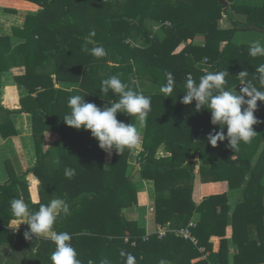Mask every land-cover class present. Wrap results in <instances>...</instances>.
I'll return each instance as SVG.
<instances>
[{"label":"trees","instance_id":"obj_1","mask_svg":"<svg viewBox=\"0 0 264 264\" xmlns=\"http://www.w3.org/2000/svg\"><path fill=\"white\" fill-rule=\"evenodd\" d=\"M26 1L35 3L40 8L36 12L32 11L33 13L25 15L23 27H13L11 36L0 34V87L3 72L22 63L26 72L22 75H15V79L27 89V94L21 97V107L17 112H27L32 116L37 162L29 172L38 178L43 189L39 190V203L32 202L27 191V180L25 176H20L10 185H0V189L5 190L0 193V197L2 196L8 205L11 199H19L24 194L23 200L35 211L38 210L39 204H47L51 199L62 198L61 195L67 194L65 200L69 204L70 211L74 214L76 211H81L77 213V216L82 219L75 217L68 220L67 224H60L62 218H58L53 225V230L73 235L72 244L77 252V259L82 264H87L86 258L81 255L84 248L91 251L92 264H101L105 260L108 264H127L128 255L135 258L134 264H161L162 260L166 264H210L212 259L210 256L206 260L197 262L192 260L200 255L198 247L210 250L211 244L208 239L213 235L218 236L221 243L219 251L214 256L216 263L228 264L226 223L215 218V206L222 203L225 197L210 195L209 198L203 199L200 204L196 205L191 199L194 163H186V160L199 155L204 165L210 163L212 166L210 175H212L210 177L201 175L203 182L228 180L232 184L233 180L236 181L238 178L241 180L244 175H248V179L258 184L260 177L264 174V156L261 160L260 158L257 160L256 166H252L248 156L250 147L244 145L243 142L236 150L227 146V140L218 141L217 145L213 146V150L210 144L205 143V139H203L202 146L198 145V138L202 134H208L213 129L219 130L218 126L210 123V112L207 109L195 110V101L188 105L180 101L185 94L183 91H185V81L189 77L187 75L189 74L198 83L199 78L204 74L197 69L195 64L205 56L208 57L209 62L217 65L224 55H228L229 64L227 66L224 65L221 68L218 64L221 70L229 73L225 77L226 90L240 83L239 72L246 70L248 63L246 59L251 56H248L249 53L245 51V46L233 45L230 38L235 31L250 29L251 25L264 26L263 22L258 21L261 15L264 16V2L261 6H252L237 4L235 0H227L228 5L224 8L218 0H211L212 7L208 3V8H210L208 10L211 11L205 13L202 10L206 7V0ZM72 4L77 7L72 9ZM86 5L93 7L89 14H92L96 23L99 22L101 28L97 26L96 30L95 24L89 28L91 30H86L84 25L86 24L85 12H88L85 11ZM215 8L218 13L213 11ZM249 9L251 13L248 12L245 15ZM3 10L16 12L15 9L8 7ZM222 14L233 22L232 27L227 31L220 29L216 22ZM68 15L72 17L70 25L66 24L65 17ZM183 18H186L187 23L192 26L190 32L187 28L175 30V24L181 23ZM192 19L194 21H190ZM168 20L172 23L171 27L162 25V22ZM148 22H153V24L150 25ZM145 23H148L150 27H144ZM127 26H129L127 30L130 33L125 31ZM163 28H167L166 31L161 30ZM99 29L103 32V36L96 33ZM136 29L141 39L146 42L144 47L133 46L128 41L133 37ZM153 29L156 31L153 32ZM119 30L121 33L125 31V36L119 38L115 36ZM158 30H160L159 33L164 32L163 38L157 39L156 36L159 38V35L155 36ZM198 32L205 35L208 44L203 47L187 48L186 53L191 52V55L183 54L184 51L180 56L170 55L183 37L193 36ZM225 34L227 35L224 37ZM51 36L53 40L44 41L52 39ZM13 37L21 40L18 45L12 43ZM69 37L93 38L95 42L93 44L90 42L92 47L103 46L105 48L106 56L96 58L88 54L89 58L85 59L86 62L103 64V71L99 76H92L90 71L83 67L81 57L78 55L74 57L75 52ZM222 41H226V45L220 51L218 43ZM237 52L241 53L233 58L232 54ZM169 56L172 57L169 58ZM168 74L173 77L175 86L171 96L164 97L161 87L167 83ZM112 75L119 76L135 91L151 97V111L146 120L143 150L138 154L140 159L138 172L141 178L151 179L154 182L155 222L158 225L170 223L176 227L187 226L191 215L195 212L199 213L201 219L191 229L192 234L198 240L197 245L172 233H167L162 237L155 233L145 235L146 230L139 228L135 220L129 219V210H132L136 201V188L131 181V174L127 173L126 156L129 149L126 148L120 154L115 152L111 163L104 169L103 150L98 146V141L91 136L90 130L83 128L77 130L64 122L62 117L69 110L68 105L63 102V98L69 93L66 85L71 84L83 88L84 100L102 107L110 103L100 99L103 94L100 91L101 81ZM54 76L57 77L59 87H55ZM133 81L135 83H132ZM151 81L157 87L152 85ZM147 82H150V88L146 86ZM109 93L114 101L119 98L111 91ZM259 104L255 112L260 110ZM14 112L15 110H8L0 103L1 133H3L4 126L13 128L9 117ZM134 119L135 117H130L125 113H118V120L126 124L133 123ZM50 126L60 130L65 128L64 134L50 147V151L42 152L40 143L43 139V131ZM84 130L85 132L80 134V131ZM11 132L14 133V129ZM162 141L171 155L163 159H155L157 145ZM258 141L260 144L263 136ZM211 150L214 151L213 155H211ZM53 156H58L60 159V164L54 166L57 170L50 169L49 163H52ZM47 161H49L48 164ZM64 162L76 170V174L71 179L66 178L69 182L67 188L53 185L50 181L55 171L64 174L66 167ZM203 169L202 165L200 171L203 172ZM19 182L23 185L21 188H18ZM3 206L4 204L0 202V211ZM259 207L261 206L255 204L251 210L236 209L234 211V214H238L237 217L241 220L240 223L236 222L235 225H231L234 230L231 238L238 248L233 264L264 263V257L261 254L259 257L261 250L258 248L260 247L252 240L242 242L238 232V228L245 230L251 226L259 227L260 220L257 218ZM8 211H10L9 219H14L10 208ZM87 217L98 220V222L104 220L102 226L104 229L100 233L82 234L81 228L84 226L79 225L84 222L90 223ZM109 217L112 218L113 223ZM243 220L247 222V226L241 225L244 223ZM76 227H80L79 231L72 233ZM23 233L24 230L18 233L19 237L15 238L16 243H14L16 252L19 247L23 252L21 264H31L30 258L37 261L36 264H50L49 257L54 250V245L39 237L26 240ZM87 238L88 240H85ZM259 238L262 241L261 247H264V234H260ZM9 241L13 240L1 239L0 243H9ZM100 245L103 246L102 249L97 248Z\"/></svg>","mask_w":264,"mask_h":264},{"label":"crops","instance_id":"obj_2","mask_svg":"<svg viewBox=\"0 0 264 264\" xmlns=\"http://www.w3.org/2000/svg\"><path fill=\"white\" fill-rule=\"evenodd\" d=\"M3 2L7 3V4H2L0 3V10L8 7V8H12L16 10V14H14V18L17 17L18 15V19L16 20H12L10 21V24L12 27H10L8 30H1L0 29V34L4 35V36H11L12 35V30L13 27H20L22 28L24 25V18L25 15L36 12L40 7L38 5H36L35 3L26 1V0H4ZM73 4H75L74 1H72ZM72 4V9H75L77 7V5L73 6ZM81 5H83V3H80ZM234 4V3H231ZM244 4V3H243ZM246 5V4H244ZM252 6H261L262 4L258 5V4H250ZM93 7H89V6H85V17H86V24H84L86 26V30H88L89 28H92L95 24V28L97 30V26H100L99 22L96 23V20L93 18L92 14H89L90 10ZM83 9V7L81 8V10ZM33 11V12H32ZM1 13V12H0ZM223 16L220 17V21H219V28L227 31L229 30L232 25L233 22L229 19H227L226 15L224 16V14H222ZM8 17H12L11 15H8ZM67 19V23L66 24H72V17L70 15H68L67 17H65ZM57 22L58 20L55 19ZM64 21V20H63ZM259 21V19H258ZM55 22V23H57ZM261 22V21H259ZM264 23V19L262 21ZM62 24V23H60ZM68 25V26H69ZM162 25L166 26V27H171L172 23L171 21H165L164 23L162 22ZM185 25V23H183L182 25L179 26V28H183V26ZM259 25H251L249 30H255L258 31L259 34L263 33L264 35V31H262L261 29L264 27H258ZM257 27V29L255 28ZM129 30V26L126 27V32L130 33ZM85 29V28H83ZM185 29V28H183ZM91 30V29H89ZM154 30V29H153ZM105 31V30H104ZM125 31L124 32H120V30L117 32V34H115V36L122 37L125 36ZM156 30H154L153 32H155ZM238 31H246V30H237L235 31L230 38V41L233 45L238 46V45H242L245 46L244 49L245 51H248V39L245 37H241L240 39H237L238 42H234V35H236V33ZM99 36H103V32L100 31V29L96 32ZM134 35L133 37L129 38L130 41L132 40L133 43L134 42V38L138 37L139 39H141V35L140 33H138V30L136 29L135 32H133ZM196 34V33H195ZM194 34V35H195ZM93 35V34H92ZM193 36H187V37H181L182 40L180 41L179 44H177V46L175 47L176 50L170 54V55H174V52H179L180 49L183 48L184 53L183 54H187L186 53V49L193 46V47H203L206 44V40L203 39V41L200 40V38H198L197 36L194 37ZM227 34L224 35V37ZM53 36V35H52ZM51 36V37H52ZM98 36V38H99ZM153 37V36H152ZM160 38H163L161 36H159ZM256 39L255 40H260L262 43H264V38L261 37V35L259 36H254ZM38 38V37H36ZM46 38V37H45ZM157 38V39H160ZM203 38H205V36L203 35ZM52 39H47L44 41H51ZM95 39L91 38H85V39H75L72 37H69V41L72 43L73 46V51L75 52V56L76 57L78 55V57H81V61L83 64L84 68H87L90 71V74L94 77L99 76L102 71H103V64L99 63V62H86L85 59L89 58L88 57V53H85L84 51H82V45H84L85 43H87L88 48H91L92 46L90 45L91 43L93 44L95 41ZM99 40H101L99 38ZM21 40L17 39L16 37L12 38V43L14 45H18L19 42ZM129 41V40H128ZM144 41V40H142ZM253 41V40H252ZM91 42V43H90ZM131 44V43H130ZM133 46H138V47H143L140 46L138 44H131ZM226 45V41H222L220 43V51L221 49L223 50V47H225ZM182 51V52H183ZM76 52H78V54H76ZM239 53L241 52H237L236 54L233 53L232 57L236 58L238 57ZM188 54H192L191 52H189ZM187 54V55H188ZM172 56H169V58H171ZM250 56V55H248ZM191 58V57H190ZM262 59V60H261ZM261 60V61H260ZM246 61L248 62L246 65V70L248 72V79H252L255 75H256V68L260 65V64H264V57H249V59H246ZM86 63V64H85ZM111 64V63H110ZM220 64L221 68L222 66H227L229 64L228 61V55H224L222 57V59L220 60ZM216 65L214 62L211 63L208 61V57H202L199 61L196 62L195 66L197 67V69H199L202 73L205 71H219L221 70L219 68V65ZM77 67H79V65H77ZM83 69V68H81ZM30 70H32V68H30ZM26 72L25 67L22 65V63L19 66H13L10 67L9 69H6L3 74H2V83H1V87H0V103L2 106H4L5 108H7L8 110H15L14 113H12L10 115V119H11V123L13 125L12 127H8V126H4L3 127V133L0 132V185H10L11 182L13 180H17L18 178H20V176H25V179L27 180V191H28V195L30 200L33 202V197H35L37 200H39V186L42 185L40 184L38 178L32 173L29 172V170L35 165V163L37 162V153H36V149H35V145H34V138H33V121H32V116L30 113L27 112H17V110L21 107L20 104V99L22 96H25L27 94V89L25 87H23L22 85H20L16 79H15V75H22ZM187 76H190L189 74ZM239 77V76H238ZM54 80H55V87H59V82L57 81V77L54 76ZM253 83H257L255 80H253ZM240 83L236 84L237 86L233 85L232 87H230L228 90L231 91L233 89H235L236 91H239V85ZM257 86H259L257 84ZM66 87H68V94H66V96L63 98L64 99V103L66 105L67 101L69 99L70 96H74V95H81L83 96V88L78 87V86H73L71 84L66 85ZM108 93L107 95H105L104 93L101 96V100L103 101H107L109 103L114 101V98L112 97V95ZM32 96H35V94H32ZM257 103L261 106L260 110L256 111L254 113L255 117L260 121V123H257L255 125H253V130L255 132H257L254 137L252 138L251 142L249 143H243L244 145H246L247 147L249 146V150H248V156L250 157V164L252 166H256L257 164V160L260 158V160L263 158L264 156V102H260L257 101ZM105 105V104H104ZM103 105V106H104ZM108 105V104H106ZM68 111L66 112L67 114L70 113V108L68 107ZM116 118L118 119V113L116 114ZM126 124V123H125ZM132 124H137L138 126V121L136 120V118L134 119ZM180 124V123H178ZM43 127V126H42ZM146 127V125H145ZM145 127L141 130L142 131V137H141V142H140V148H134L136 150H143V139H144V133H145ZM12 129H14V133H12ZM64 129H55L52 126H50L49 128L45 129L43 131V139L40 143V148L42 152H48L50 151V147L57 142L62 135L64 134ZM85 132L84 131H80V134ZM203 135V136H202ZM199 138H198V145L200 144V146H202L203 139H205V143L209 144L207 141V134H202ZM263 136V141L259 144ZM211 145V144H210ZM44 146V147H43ZM212 146V145H211ZM213 146H212V150H213ZM211 150V155H213L214 151ZM54 151V150H53ZM115 153V150L112 151L111 158L113 156V154ZM103 168L105 169L108 164L111 163V160L108 158L110 157V155L105 152L103 150ZM107 155V157H105ZM133 155H135V157H138V154L133 153ZM171 153L168 150V148L166 147L165 143L159 142V144L157 145L156 151H155V159H163L166 156H170ZM199 156V155H198ZM74 159V158H73ZM136 159V158H135ZM133 159V162L134 160ZM198 160L196 163V161L194 160ZM126 161H127V157H126ZM133 162H131L130 160L128 161V163L133 164ZM188 162H193L194 163V180H193V185H192V190H191V199L194 201V203L196 205L200 204L202 202L203 199L205 198H209L210 195H220V196H224L225 200L222 201V203H219L215 206V218L216 220H220V221H224L226 223L225 228H226V238L232 239V234H233V229L231 225H235L236 222L240 223L241 219H238V214H234V211L236 209H253L255 204L261 206L258 208L259 214L257 215V218L260 220V225L258 226H251V228H245L241 229L238 228V232L241 235V237L239 238L242 242H244L245 240H252L256 243V245L260 248H258L259 250H261L260 254L264 257V247H261L262 245V241L259 238L260 234H264V174L262 175V177H260V181L258 184H255L253 182V180L248 179V175H244V177L238 178V180L232 182V184L228 181V180H217V181H209V182H203V180L201 179V175H203V177H210V171L212 166H210V163H207L204 165L203 161L201 160V158L199 157H190L186 160V163ZM49 163V161H47V164ZM71 163V162H69ZM50 164V169L51 170H57L56 167L54 168V165H52V163ZM66 167H69L65 162H64ZM134 165V169L133 172L134 174H131L132 176V183L134 185V187L136 188V194H141V197L137 198L136 195V201L133 204V208L132 210H129V219L131 220H135L136 224L139 228H143L146 230L145 235H149V234H158L159 236V231L164 230L166 235L167 233H172L175 236L178 237H182L181 235H177L175 233V231H179V230H185L188 229L190 232V235L194 238H196L195 235L192 234L191 229L194 228L196 226V224L199 222V220L201 219L200 214L195 212L193 215H191L189 222L187 224V226H178L176 227V225L174 224H165V225H161V224H157L155 222L154 219V182L153 180H149V179H143L140 178L138 170L140 169V166H135ZM202 165L204 166L203 172L200 171ZM45 166V165H43ZM46 167V166H45ZM263 167H264V161H263ZM138 174V175H137ZM241 176V175H239ZM212 180V179H211ZM240 180V181H239ZM51 182H53V185H56L58 187L61 188H67V186L69 185V182L66 180V177L63 173H59L58 171H55L53 173V177H51ZM136 182H138V184H136ZM21 183L19 182L18 188H21L23 185H20ZM232 186H231V185ZM138 185V186H137ZM140 186V187H139ZM5 190H1L0 189V193L3 192ZM209 194V195H208ZM67 194H65L64 196H62V199H65ZM59 197V196H58ZM68 197V196H67ZM0 202H2L4 204V206L2 207V211H0V240L2 239H12L13 242H15V238L19 237L18 233L21 231H26V224L21 223L19 225V228L16 231H13L8 225L11 223V221L13 219H9V214L10 211H8V209L10 208V204H6V200L3 199V197H0ZM24 198V194L21 195V197L19 199H23ZM145 200V202H144ZM153 205V209L152 212L150 210V206ZM136 206V207H135ZM146 207L149 208V210L147 211V216L146 215H142V212H146ZM81 212V211H79ZM78 211L74 213H72V211H70V214L66 217L62 218V223L60 224H67L68 220L70 219H74L76 217V219L80 218L77 216V213H79ZM141 212V213H140ZM139 215L141 217V223L139 222ZM89 217V216H88ZM87 217V218H88ZM111 218V217H110ZM177 218V216H176ZM82 219V218H80ZM244 221V220H243ZM83 225L84 227L88 228V231L90 234L91 230L90 227L92 226L91 223L88 222H84V224H80L79 226ZM88 225V226H86ZM104 225V220H102V225ZM241 225L243 226H247V222L244 221V223H241ZM78 226V225H77ZM63 227V225H62ZM61 227V228H62ZM104 229V228H102ZM100 233V232H99ZM163 235V236H164ZM183 239H185L184 237H182ZM188 240V239H186ZM11 241H9L10 243ZM198 242V240H197ZM208 242L211 244V248L210 250H206L204 247H202L204 249V252H200V255L198 257H196L194 260H192L193 262H197L198 260H206L209 256L212 258L210 260V264H218L215 261V255L217 254V252L220 249V238L216 235L210 236L208 239ZM230 242V240H229ZM16 243V242H15ZM93 247H94V243ZM14 245V243H13ZM195 245V244H194ZM9 246L8 243H0V264H10L14 258H16L15 261L13 262H17L18 264L22 263V259H23V252L21 250V248L19 247L17 249V252L15 250V254L12 252H8L4 254L5 249ZM26 246V245H25ZM24 246V247H25ZM227 257H228V264H233V260H234V255H236L238 248H236V245L233 243V246H235V250L233 248V246L229 247V243H227ZM14 248V247H13ZM25 250V249H24ZM4 254V256H3ZM206 256L205 258L203 256ZM11 260V261H10ZM259 264H264V263H259Z\"/></svg>","mask_w":264,"mask_h":264},{"label":"clouds","instance_id":"obj_3","mask_svg":"<svg viewBox=\"0 0 264 264\" xmlns=\"http://www.w3.org/2000/svg\"><path fill=\"white\" fill-rule=\"evenodd\" d=\"M82 51L96 58L107 55L103 46L88 48L87 43L82 45ZM248 53L253 58L264 57V43L260 40L250 41ZM228 74L225 70L205 71L198 83L189 76L185 81V94L180 102L188 105L195 101L196 111L204 108L210 112V123L218 126L219 130L213 129L207 134L209 144L216 146L218 141L227 140V146L236 150L241 142H251L257 133L252 126L260 123L254 112L258 107L257 101L264 102V64L256 68V75L252 79H248L246 70L239 72V91L226 90L225 77ZM253 80L257 83H253ZM174 86L175 81L171 74H168L167 83L161 87L163 96H171ZM100 91L105 95L111 91L119 98L108 105L98 107L94 103L86 102L84 96H70L67 104L71 111L62 117L64 122L77 130H90L91 136L98 141V146L109 155L113 150L120 154L126 148H136L141 142V130L145 127L148 113L151 111V97L135 91L117 75L103 79ZM117 113L135 117L138 126L119 121L116 118ZM52 163L58 166L59 157L53 156ZM75 174L74 168L65 167L66 178L71 179ZM33 202L39 203L35 197ZM10 210L14 219L8 226L13 231H16L21 223L26 224L28 228L23 233L24 239L33 240L39 237L54 245L49 257L50 264H82L77 259V252L72 244L73 235L53 230L58 218L70 214V207L65 199H51L47 204H39L38 210L33 211L23 199L13 198L10 200ZM134 259L128 255L127 264H134ZM88 264H92V261ZM101 264H108V261H102ZM161 264L166 262L162 260Z\"/></svg>","mask_w":264,"mask_h":264},{"label":"rangeland","instance_id":"obj_4","mask_svg":"<svg viewBox=\"0 0 264 264\" xmlns=\"http://www.w3.org/2000/svg\"><path fill=\"white\" fill-rule=\"evenodd\" d=\"M4 0H0V3H4V4H7V3H5V2H3ZM152 1H154V0H149L148 2H152ZM207 2H206V7L202 10V12H205V13H207V12H210L211 10H208V9H210V8H208V3L210 4V6L212 7V1L211 0H206ZM227 1V0H226ZM235 2L237 3V4H258V5H260V4H263V2H264V0H235ZM170 4V3H169ZM175 4V3H174ZM171 5V4H170ZM172 6H174V5H172ZM176 8L178 7V6H175ZM212 9V8H211ZM181 11H182V9H181ZM215 13H218V10L215 8L214 10H213ZM0 29L1 30H8L10 27H12L11 26V24H10V21H12V20H16V19H18L17 17H18V15H17V17L16 18H14V14H16V12H14V13H11V12H6V11H4L3 9L2 10H0ZM200 12V11H199ZM248 12L249 13H251L250 12V9L249 10H247L246 11V13H245V15H247L248 14ZM12 14V17H8V15H11ZM223 15H220V17H222ZM224 16H225V14H224ZM262 16V15H261ZM261 16H260V18H259V21H263V19H264V16H262L263 18H261ZM211 19H213V18H211ZM170 20V19H169ZM190 21H194L193 19L192 20H190ZM219 21H220V18L219 19H217V25H218V27H219ZM136 23H137V21H135ZM148 23H150V25H151V23L153 24V22H148ZM148 23H145L144 24V27H146V28H149L150 27V25L148 24ZM164 23V22H163ZM183 23H185V25L183 26V28H187L188 30H189V32L191 31V27L192 26H190L188 23H187V19L186 18H183L182 19V22L180 23V22H178L177 24H175V30H179V26L181 25V24H183ZM192 24V23H191ZM8 26H10V27H8ZM173 27H174V25H173ZM166 29L167 28H163V29H161V30H163V31H166ZM159 31L160 30H158V33L157 34H155V36L156 35H159V36H161V37H163V35H164V32L163 33H159ZM185 31V30H184ZM203 33L202 32H198V33H196L195 35H194V37H198V38H200V40L201 41H203V39L204 40H206V44H208V40L206 39V38H203ZM260 36L261 35V37L262 38H264V35H263V33H260L259 34V32L258 31H255V30H246V31H238L237 33H236V35H234V42H238L237 41V39H240L241 37H245V39L247 38L248 39V45H249V42L250 41H254L256 38L254 37V36ZM205 36V35H204ZM157 38H158V36H156ZM160 38V37H159ZM129 40V42L131 43V44H138V45H140V46H143L144 47V45H145V41H142V39H139L138 37H136V38H134V42L135 43H133V41L131 40L130 41V39H128ZM216 41H214V43H215ZM179 43H180V41H179ZM215 44H217V43H215ZM218 46L220 47V44L218 43ZM176 50V48L174 49V51ZM182 51H183V48L182 49H180V51L179 52H174V56H180L181 55V53H182ZM177 58V57H176ZM146 84V86H149V88L151 87V84L152 85H154V86H156L152 81H151V84H150V82L148 83H145ZM235 85V84H234ZM235 86H237V85H235ZM157 87V86H156ZM143 141H144V139H143ZM44 147V146H43ZM140 151V150H139ZM139 151L138 150H136V149H132V150H129V152H128V155L126 156L127 157V161H126V163H127V165H128V172L127 173H129V174H134V172H133V169H134V163H135V166H140V159H139V157H135V155H133V153H136V154H139ZM105 157H107V155L105 156ZM195 157H199L200 158V156H198V155H196ZM111 161H112V158H111V155H110V157H108ZM136 158V159H135ZM133 159H135L134 160V162H133ZM131 161V162H133V164H131V163H128V161ZM194 161H196V163H199V162H197L198 160L196 159V160H194ZM139 173V172H138ZM135 175V174H134ZM138 175V174H137ZM140 178H141V176H139ZM136 184H138V182H136ZM138 186V185H137ZM140 187V186H139ZM137 195V194H136ZM209 195V194H208ZM139 197H141V194H138L137 195V198H139ZM144 202H145V200H144ZM103 204H104V202H103ZM136 207V206H135ZM150 208V210H151V212H152V209H153V205L152 206H150L149 207ZM149 208H147L146 207V212L144 211V212H142V215L144 214V215H146L147 216V211L149 210ZM141 213V212H140ZM112 217H114V216H112ZM110 218V217H109ZM89 219V221H90V223H92V226L90 227V229L89 230H91V229H93L91 232H95V233H99L101 230H103L102 229V221L100 220L99 222H98V220H94L93 218H88ZM91 219V220H90ZM139 222L141 223V217H140V215H139ZM111 220H112V218H111ZM95 222V223H94ZM111 223H113V220H112V222ZM86 226H88V225H86ZM89 227V226H88ZM78 229H80V227H76V228H74V230H72V233L73 232H78L79 230ZM82 229V234H84V235H86V234H88L89 233V231H88V228H86V227H83V228H81ZM4 241H5V239H3ZM85 240H88V238L87 239H85ZM229 240H230V242H229ZM228 240V242L227 243H229V247L231 246H233V241H232V239H229ZM13 243H15V242H13V241H11L10 243H8L9 244V246L5 249V251H4V254L5 253H8L9 251L10 252H12V253H14L15 252V247H14V245H13ZM14 247V248H13ZM97 248L98 249H102L103 248V246L102 245H100L99 247L97 246ZM96 248V249H97ZM233 248H234V250H235V246H233ZM236 248H237V246H236ZM91 251H88V248H84V252H82V256H84L85 258H86V260H85V262L88 264V262L89 261H91L90 260V256H91ZM4 254H3V256H4ZM15 254V253H14ZM259 257H260V252H259ZM31 260H30V263L31 264H36V262L37 261H35V260H32V258H30ZM99 259V258H98ZM16 260V258H14L13 259V261H15ZM100 260V259H99ZM11 261V260H10ZM11 262L10 264H18L17 262ZM9 264V263H8Z\"/></svg>","mask_w":264,"mask_h":264},{"label":"built area","instance_id":"obj_5","mask_svg":"<svg viewBox=\"0 0 264 264\" xmlns=\"http://www.w3.org/2000/svg\"><path fill=\"white\" fill-rule=\"evenodd\" d=\"M175 233L177 235H181L182 237H184L185 239H188L190 240L193 244L197 245V239L192 237L190 235V232L188 229H185V230H179V231H175ZM165 234V231L164 230H161L159 231V237H162L163 235ZM198 250L200 252H204V249L202 247H198ZM204 258L206 257L205 255L203 256Z\"/></svg>","mask_w":264,"mask_h":264},{"label":"water","instance_id":"obj_6","mask_svg":"<svg viewBox=\"0 0 264 264\" xmlns=\"http://www.w3.org/2000/svg\"><path fill=\"white\" fill-rule=\"evenodd\" d=\"M218 2L221 4L222 7H226L228 5L226 0H218ZM257 29V27H255ZM262 31H264V27L261 29ZM137 149L140 148V144L136 147ZM194 160V159H193ZM39 189H43V186L40 185Z\"/></svg>","mask_w":264,"mask_h":264}]
</instances>
